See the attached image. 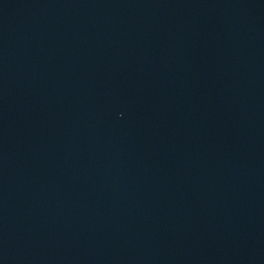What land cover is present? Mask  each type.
<instances>
[{
	"label": "water",
	"instance_id": "obj_1",
	"mask_svg": "<svg viewBox=\"0 0 264 264\" xmlns=\"http://www.w3.org/2000/svg\"><path fill=\"white\" fill-rule=\"evenodd\" d=\"M0 264H264V0H0Z\"/></svg>",
	"mask_w": 264,
	"mask_h": 264
}]
</instances>
